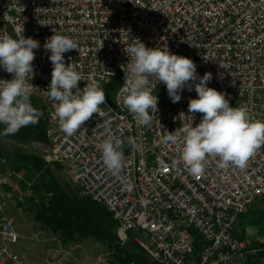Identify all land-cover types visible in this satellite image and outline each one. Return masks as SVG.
Instances as JSON below:
<instances>
[{
	"label": "built area",
	"instance_id": "built-area-1",
	"mask_svg": "<svg viewBox=\"0 0 264 264\" xmlns=\"http://www.w3.org/2000/svg\"><path fill=\"white\" fill-rule=\"evenodd\" d=\"M17 33L40 43L30 98L45 106L50 149L45 158L65 168L82 198L112 215L123 245L133 242L158 264H259L253 258L258 251L236 229L264 197V147L243 170L221 168L218 158L209 157L204 174L193 176L182 162L173 167L177 146L161 138L191 119L194 84L173 103L157 82L158 111L150 128L137 124L120 97L130 59L124 49L138 39L192 59L199 77L212 74L208 87L225 93L230 106H246L264 120V0H0V36ZM54 33L78 44L79 51L64 56L83 76L80 88L95 82L106 91L116 77L123 79L112 100L107 96L101 105L105 115L94 114L71 137L59 128L56 102L43 92L52 72L44 43ZM10 79L0 68V80ZM201 119L196 113L193 126ZM109 136L121 141L125 166L118 175L102 159L100 144ZM130 136L142 143L141 151L128 144ZM4 182L0 168V186ZM2 213L0 203V264H26L15 250L21 239L16 224Z\"/></svg>",
	"mask_w": 264,
	"mask_h": 264
},
{
	"label": "clouds",
	"instance_id": "clouds-1",
	"mask_svg": "<svg viewBox=\"0 0 264 264\" xmlns=\"http://www.w3.org/2000/svg\"><path fill=\"white\" fill-rule=\"evenodd\" d=\"M39 47L38 40L25 38L23 34L17 33V38L8 34L0 36V68L12 76L10 80H0V124L5 126L2 133L5 136L39 123L43 116L30 99L35 87L31 83L35 76L34 50ZM44 49L51 53L48 59L52 72L48 89L43 92L56 102L59 128L71 137L94 114L105 115L101 105L106 104V93L95 82L79 87L84 78L72 63L66 65L64 56L72 50L79 51L74 39L54 33L45 41ZM124 50L130 59L120 98L139 126L150 128L158 111V96L153 94L157 82L166 86L173 103L179 102L183 90L191 91L194 84L197 98H191L188 103L191 119L161 138L162 143L177 146L179 160L173 161V167L182 162L191 175L199 177L206 170L207 159L212 157L219 159L221 168L231 165L243 170L250 158L264 147V120L255 119L246 106H230L225 93L208 87L212 74L206 72L199 77L192 59L174 54L168 47H147L138 39ZM152 79L155 84L150 83ZM196 113L202 114V119L193 126ZM127 142L133 150H142V143L136 137L130 136ZM120 145L121 141L112 136L100 144L103 163L114 175L125 166Z\"/></svg>",
	"mask_w": 264,
	"mask_h": 264
},
{
	"label": "rangeland",
	"instance_id": "rangeland-1",
	"mask_svg": "<svg viewBox=\"0 0 264 264\" xmlns=\"http://www.w3.org/2000/svg\"><path fill=\"white\" fill-rule=\"evenodd\" d=\"M122 80V76H118L112 81L105 91L106 97L109 96L112 100V94L122 84ZM49 151V146L17 143L5 139L0 133V168L5 178V182L0 186V203L4 209L2 215L15 222L21 236L15 250L26 264H103L100 262L103 259L108 260L107 264H121L115 259V252L108 250L104 244L94 240L82 242L78 238L74 242L64 243L38 219L36 204L39 198L34 192L37 179L30 176L25 169H20L13 155L16 152L33 153L47 162L45 157ZM47 164L61 185H67L72 192L80 196L78 187L68 179L63 166L57 163ZM262 210L264 197L254 202L244 216H253ZM244 216L237 226V236H242L249 247L254 243H264V233L251 226ZM257 263L264 264V260Z\"/></svg>",
	"mask_w": 264,
	"mask_h": 264
},
{
	"label": "trees",
	"instance_id": "trees-1",
	"mask_svg": "<svg viewBox=\"0 0 264 264\" xmlns=\"http://www.w3.org/2000/svg\"><path fill=\"white\" fill-rule=\"evenodd\" d=\"M30 99L32 105L43 112L39 123L22 127L16 134L7 136L2 134L5 126L0 124V133L5 139L17 143L47 146L45 106L38 98ZM13 158L20 169H25L30 176L37 179L34 192L39 198L36 204L38 219L64 243L74 242L77 238L82 242L94 240L115 252V259L121 264H158L151 261L133 242L123 245L118 235V224L112 215L103 206L75 194L67 185H61L43 157L16 152ZM253 216L244 218L248 219L251 226L264 233V210ZM237 237L243 240L242 236ZM250 248L258 251L253 257L256 262L264 260V243H254Z\"/></svg>",
	"mask_w": 264,
	"mask_h": 264
}]
</instances>
